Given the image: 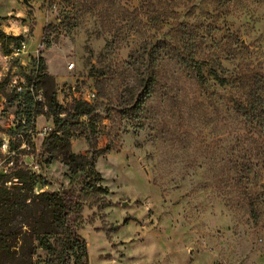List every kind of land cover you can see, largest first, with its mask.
I'll use <instances>...</instances> for the list:
<instances>
[{
    "label": "rangeland",
    "instance_id": "1",
    "mask_svg": "<svg viewBox=\"0 0 264 264\" xmlns=\"http://www.w3.org/2000/svg\"><path fill=\"white\" fill-rule=\"evenodd\" d=\"M0 17L3 32L24 38L19 51L0 42V187L21 186V165L36 194L78 191L86 179L42 150L46 109L20 128L16 81L44 104L55 93L64 107H97L98 145L110 150L95 169L111 205L84 210L88 264H264V130L234 110L248 81L236 79L264 77V0H0ZM184 52L234 85L199 82L179 64ZM71 151L88 155L86 138ZM35 254L43 264L47 254Z\"/></svg>",
    "mask_w": 264,
    "mask_h": 264
},
{
    "label": "trees",
    "instance_id": "2",
    "mask_svg": "<svg viewBox=\"0 0 264 264\" xmlns=\"http://www.w3.org/2000/svg\"><path fill=\"white\" fill-rule=\"evenodd\" d=\"M23 40L22 36H10L0 29V42L6 47L13 43L15 50L22 49ZM177 57L179 64L193 73L199 82L206 83L207 76H211L222 87L234 85L219 76L213 66L209 74H205L204 68L208 67L209 60L200 59L196 53H179ZM43 68V61H40L37 75L42 76ZM155 79L154 72L142 76L139 105L150 97ZM244 79L248 80L244 84L247 93L244 98L234 101V110L251 132L257 133L264 130V77L253 74L236 80L242 85ZM96 89L97 96L105 99L102 80H97ZM17 95L23 101L20 114L25 121L20 128L33 129L36 118L46 109V114L52 118L53 129L44 139L42 150L49 154L50 160L61 159L73 177L82 174L86 179L78 191L64 189L60 193L36 194L35 173L21 165L27 171L19 170L14 177L21 186L15 191L0 187V264H34L36 249L47 254L43 264H88V244L79 234L84 210L86 207L101 209L111 205L108 189L95 169V158L110 150V146L99 148L98 145L100 116L97 107L83 100H75L64 107L55 93L46 94L44 104L38 100L39 92L33 85ZM80 136L86 138L89 146L86 156L71 151L72 140ZM21 242L19 253L17 247Z\"/></svg>",
    "mask_w": 264,
    "mask_h": 264
},
{
    "label": "built area",
    "instance_id": "3",
    "mask_svg": "<svg viewBox=\"0 0 264 264\" xmlns=\"http://www.w3.org/2000/svg\"><path fill=\"white\" fill-rule=\"evenodd\" d=\"M19 50H21V49H19ZM18 50V51H19ZM70 67H73V64L71 65L70 64ZM13 83L16 85L15 86V90L18 92V93H22V92H24L25 90H24V86H23V84H18L16 81H13ZM53 129V128H52ZM52 129L51 128H45L44 129V134L46 135V137L52 132Z\"/></svg>",
    "mask_w": 264,
    "mask_h": 264
},
{
    "label": "water",
    "instance_id": "4",
    "mask_svg": "<svg viewBox=\"0 0 264 264\" xmlns=\"http://www.w3.org/2000/svg\"><path fill=\"white\" fill-rule=\"evenodd\" d=\"M26 4H28V0H23Z\"/></svg>",
    "mask_w": 264,
    "mask_h": 264
}]
</instances>
